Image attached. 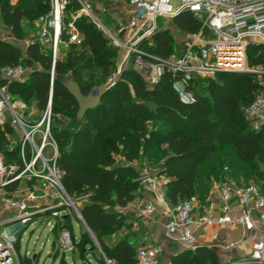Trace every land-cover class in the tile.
Here are the masks:
<instances>
[{
    "label": "trees",
    "instance_id": "obj_1",
    "mask_svg": "<svg viewBox=\"0 0 264 264\" xmlns=\"http://www.w3.org/2000/svg\"><path fill=\"white\" fill-rule=\"evenodd\" d=\"M48 9V0H0V21L10 34L21 38L22 23L35 30L34 19ZM67 9H75V4L70 2ZM172 21L187 32L198 27L186 10ZM74 23L81 41L59 44L62 54L55 60L52 76L49 48L35 40L21 48L0 39V68L39 64L22 81L0 75V85L11 99L33 105L37 110L34 119L44 109L51 89L50 128L57 145L55 165L60 183L111 264L134 261L131 222L114 207L126 205L138 194L141 187L136 177L141 165L135 170L129 164L140 156L147 160L153 156L155 161L163 156L161 171L167 176L163 190L170 204L192 197L204 203L212 180L224 177L240 179L243 184L253 181L264 196V121L254 127L244 112L262 86L255 73L216 71L213 77L197 76L191 82L195 101L183 103L167 74L147 86L138 72L126 67L104 88L98 103L76 119L77 103L64 81L74 80L83 94L95 84L103 85L116 49L85 15L77 16ZM150 41L142 44L156 53L166 54L175 46L164 28L156 30ZM202 88L204 92L199 90ZM58 115L67 119L61 126H57L61 123ZM9 130L7 124L0 130V152L5 160H12L17 149L7 148L4 131ZM61 208H68L69 213L55 219L52 229L66 228L72 248L80 242L84 249L86 229L70 205L57 207ZM70 214L81 229L82 236L76 240L70 231ZM122 225L127 231L115 236ZM91 250L96 254L93 246ZM59 264H65L63 258ZM169 264H218V259L213 249L199 245L175 252Z\"/></svg>",
    "mask_w": 264,
    "mask_h": 264
},
{
    "label": "built area",
    "instance_id": "obj_2",
    "mask_svg": "<svg viewBox=\"0 0 264 264\" xmlns=\"http://www.w3.org/2000/svg\"><path fill=\"white\" fill-rule=\"evenodd\" d=\"M48 1L49 9L33 21L35 37L25 45L35 40L42 47L49 48L51 76L55 60L60 56L59 44L81 41L74 23L79 15H85L118 52L115 73L106 78V86L112 84L115 76L126 67L138 72L149 86L167 74L178 99L191 103L195 101L191 82L197 76H211L216 71H258L264 67L262 61L253 66L247 60L249 46H259L257 43L264 46V0H176V4H172L171 0H121L118 4L120 13L111 15V20L105 21L94 13L91 0ZM70 2L75 4V9H67ZM184 10L198 21L196 30L188 32L166 54L143 46V42L150 43L151 36L158 30L159 18H172ZM0 25L4 26L1 21ZM62 33L65 34L63 39ZM6 37V34H0V39L7 40ZM0 72L6 79L17 81H22L28 74L22 64L2 66ZM19 105L24 106L23 102ZM18 106L5 86L0 85V130L5 124L10 127L9 131H4L7 148L11 150L14 147L12 141L16 140L18 155L15 161L5 160L0 152V264H19L14 248L15 231H11L9 226L16 224V230L33 216L38 217L44 212L55 219L60 218L57 207L70 205L61 187L60 171L55 165L57 145L50 128L51 89L46 105L37 118L23 121L16 109ZM244 112L254 127L264 121V83ZM35 133L37 140L34 139ZM159 176L158 168H140L136 179L138 185L148 190L169 214L163 225L164 233L183 241L189 248H195L198 243L192 226L208 220L202 221L200 216H194L191 199L170 204L165 198L164 182ZM23 179L26 181L22 182ZM211 184L216 185V181L212 180ZM218 186L222 200L227 201L233 193L236 195L240 210L235 218L223 212L218 215L217 221L233 219L245 229L253 228L256 224L251 217L252 208L257 210L259 221V233L250 252L222 264H261L264 261V196L258 184L249 181L236 187L234 181L227 178L221 180ZM38 198L44 201L36 204ZM133 200L138 217L148 218L154 211L152 201H143L138 194ZM10 211L14 213L10 214ZM58 232L59 244L70 250L69 231L61 227ZM236 242L235 239L229 240L220 244V248L227 249ZM161 253L158 243H140L136 246L132 264H161Z\"/></svg>",
    "mask_w": 264,
    "mask_h": 264
},
{
    "label": "rangeland",
    "instance_id": "obj_3",
    "mask_svg": "<svg viewBox=\"0 0 264 264\" xmlns=\"http://www.w3.org/2000/svg\"><path fill=\"white\" fill-rule=\"evenodd\" d=\"M120 2L121 0H91L94 13L100 19H103L104 21L111 20V15L113 16V15H117L120 13L119 8H118V4ZM171 2L172 4L177 3L176 0H171ZM22 24H23V35L21 38H16L12 34L7 33L6 32L7 28L3 25H0V28L2 30L0 31V34L4 35L7 33L6 38L9 42H11L12 44L16 46L24 48L25 43L29 39L30 40L33 39L35 37V34H34V28H30L29 23L24 22ZM160 28L161 29L164 28L166 30L169 38L173 40L174 43L180 41L188 33L187 31L179 28L172 21V18H165V19L159 18L158 19V29ZM203 35H206V34L204 33ZM257 44L259 46L262 45L261 43H257ZM259 46H249L248 48L247 60H248V63L251 62L253 66L256 63H260V61L254 62V60H263L262 62L264 64V46H261V47ZM59 54L60 56L62 54L60 50H59ZM117 56H118V52L116 51L115 62L113 64V67L110 70L109 75L115 73V69L117 66L116 64ZM33 66L39 67V64L35 62L32 66H25L27 72H29L31 68H33ZM247 72L255 73V78L258 81L264 83V67H261L258 71L252 70V71H247ZM0 75H1V72H0ZM109 75H107L106 78ZM214 75L215 74L211 75L210 77H213ZM117 78H118V75L115 76L114 81ZM105 81L106 79L103 81V85H102L103 87H107ZM147 86L149 85L147 84ZM199 90L204 92L203 88ZM12 101L15 102L16 106H18L19 103L22 102L19 99H12ZM16 109L20 113V117L22 118L23 121H31L32 119H34L37 113V110L35 109L33 105H25V104L24 106L19 105L18 107H16ZM60 121L61 123L57 124V126H61L64 123H66L67 119L60 116ZM13 137H15V135ZM34 139L37 140V133L34 134ZM12 142H14L13 145L16 146V143H15L16 140H13ZM44 153L47 154V151ZM162 157L163 156H160L159 160L155 161V159H153V156H151L152 159H149V160L140 156L139 158L136 159L135 162L141 165L140 168H144L146 170H152L154 168H158V174L160 175L159 178L162 179L163 182L165 183L167 176L161 171L162 170V166H161ZM17 159H18V155H17V149H16L15 157L12 160L15 161ZM24 181L26 180L23 179L22 182ZM191 200L198 205L199 202L197 201L196 198L192 197ZM126 205L115 206L114 209L117 211H120V213L125 216L126 222H128V221H131L130 220L131 214H129V210H127L128 208L126 207ZM31 209H34V208L31 207ZM71 209L73 210L72 207ZM68 211H69L68 208L59 209V216L67 215L69 213ZM9 213L13 214L14 212L10 211ZM47 213L44 212L43 215H40L38 217L33 216L29 222L25 223L23 226H21L20 228L16 230H15L17 226L16 224L9 226V229L11 231H15L14 233L16 236V240L14 241V248L16 250V253L19 259V264H59L61 258H63L65 264H102L101 262H103L104 264H111V262H109V260L105 257L103 251L101 250V247L99 246L100 250L97 248L94 242V240L96 242L97 240L93 234L92 236L86 230L88 237L81 235V229L78 225L77 220L72 214H70V225H71L70 231L72 233V236L76 240L80 234L83 237V240H85L87 243L84 246V249H80V246H81L80 242L75 243L73 248H71V250L65 249L62 245L59 244L58 230L52 229V226L55 222V218L53 216H49ZM74 214L76 215L75 212ZM142 220H143L142 218L137 217V221L139 223H142ZM79 222L82 225V227H84L80 219H79ZM126 231H127L126 225H122L116 231L115 236H120L121 234H124ZM133 232L136 233V231H133ZM115 236H112L111 238H114ZM107 242L109 241L107 240ZM92 246L94 247L96 254L92 253V250H91ZM162 251L164 253V257L168 259V262H169L172 254H174L178 250H175L174 246L170 247L168 245H165V248L164 249L162 248Z\"/></svg>",
    "mask_w": 264,
    "mask_h": 264
},
{
    "label": "crops",
    "instance_id": "obj_4",
    "mask_svg": "<svg viewBox=\"0 0 264 264\" xmlns=\"http://www.w3.org/2000/svg\"><path fill=\"white\" fill-rule=\"evenodd\" d=\"M6 32L10 33L8 29ZM227 178L229 177L224 179ZM215 181L216 185L210 184L204 203H198V207V205L193 202L194 216H200L202 221L208 220V222L203 221L200 224H195L192 226V230L196 236L198 246L205 245L213 249L217 256L218 264H222L250 252L251 245L259 233V221L257 220V210L255 208L251 210V217L256 224L253 228L245 229L240 223L233 219L226 222L217 221L218 215L223 212L235 218V216L239 214L240 207L234 193L227 201L221 199L218 186L221 180ZM233 181L236 187L243 184V181L240 179ZM138 195L143 201H152L154 204V211L148 218L143 219L142 223H139L137 221L138 216L134 211V200L132 199L131 202L127 203V210H129V214H131L130 229L136 231L131 238L132 242L136 246L140 243H158L163 249L165 245L170 247L174 246L175 250L178 251L182 248H187L188 246L183 241L173 239L164 233L163 225L169 218V214L165 212L163 205L153 198L152 194L144 188H140ZM42 201H44L42 198H38L35 200V203L40 204ZM232 239L237 240L233 246L227 249L220 248V244ZM160 263L169 264L168 259L164 257L163 251L160 256ZM261 264H264V261L261 262Z\"/></svg>",
    "mask_w": 264,
    "mask_h": 264
},
{
    "label": "water",
    "instance_id": "obj_5",
    "mask_svg": "<svg viewBox=\"0 0 264 264\" xmlns=\"http://www.w3.org/2000/svg\"><path fill=\"white\" fill-rule=\"evenodd\" d=\"M236 71L241 72V70H236ZM64 86L66 87L68 92L76 100V103H77V110L75 113L76 119H79L86 109L91 108L98 103L100 95L102 94V92L105 88L101 84H95V85L91 86L90 89L85 94H83L80 91L77 83L74 80H72L71 78H67L64 81ZM129 165L131 167H133L135 170L139 169V164L137 162L130 163ZM61 187H62V185H61ZM62 189H63V187H62ZM63 191H64V189H63ZM64 193H65L67 199L69 200L70 206L73 208L74 212L76 213V216L81 220L84 228L92 235V233L90 232V230L86 226L85 222L83 221L81 215L79 214L78 210L76 209L73 201L70 199V197L66 194L65 191H64ZM94 242H95L97 248L100 250L97 242L95 240H94Z\"/></svg>",
    "mask_w": 264,
    "mask_h": 264
}]
</instances>
